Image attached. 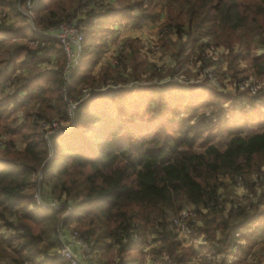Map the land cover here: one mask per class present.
I'll return each mask as SVG.
<instances>
[{"label":"trees","instance_id":"16d2710c","mask_svg":"<svg viewBox=\"0 0 264 264\" xmlns=\"http://www.w3.org/2000/svg\"><path fill=\"white\" fill-rule=\"evenodd\" d=\"M26 1L0 0V6L20 15L24 26L17 32L0 21V33L37 41L35 47L15 44L0 59V264H65L59 255L61 237L73 230L89 246L87 264H145V258L149 264H189L195 257L200 264H224L222 256L212 262L204 253L228 254L237 231L243 233L240 251L246 257L261 241V230L248 226L264 220V111L242 115L241 100L208 86L214 96L209 112L198 113L188 103L189 117H169L175 103L154 95L179 93L178 84L140 83L143 61L135 48L113 67L91 73L97 58L89 56L100 48L92 52L84 45L89 29L83 34L81 60L66 80L58 41L34 32L19 12ZM29 1L39 32L79 15L86 24L95 18L106 22L120 16L116 8L134 27L158 16L155 0H120L118 7L104 0ZM165 5L164 26L182 44L177 56L195 43L204 48L207 38L227 50L230 77L242 75L237 66L243 60L264 79V55L250 56L249 43L237 33L253 25L251 42L264 46V0H165ZM49 54L55 57L53 67L40 69V56L48 63ZM199 59L207 66V60ZM129 80L139 85L126 87ZM65 95L77 102L71 117ZM124 95H129L127 104ZM238 95L255 99L246 92ZM224 101L239 107L242 124L224 126ZM18 109L23 110L19 117ZM222 129L229 139L219 149L214 142ZM237 177L247 190L249 209L234 207V198L227 197ZM52 202L59 207L49 206ZM187 205L196 214L191 233L203 236L199 252L185 245L172 225ZM251 255L247 264H261Z\"/></svg>","mask_w":264,"mask_h":264},{"label":"rangeland","instance_id":"374dc122","mask_svg":"<svg viewBox=\"0 0 264 264\" xmlns=\"http://www.w3.org/2000/svg\"><path fill=\"white\" fill-rule=\"evenodd\" d=\"M105 2H110L114 6L121 5L120 0H104ZM155 8L154 11L158 13V16L154 19V21L151 22H144L140 24V26L134 27L133 20L125 19L122 10L120 8H116L120 14L117 18H112L110 20H107L106 22L103 19H93L91 23H83L79 19L83 18L81 15H79L77 18H74L72 20H77V24L81 28L82 34H86L87 29L92 31V34L89 35V39L84 40V45L89 44L91 46V51H94V48H100L98 55L90 54L89 57L91 58H97V63L92 67L91 73L93 74H100L102 71V68L106 67L108 64L115 65L116 63L121 62L123 57H126L124 55L127 54L129 56L130 52L135 48L138 52V56L136 54V58L143 61V64L140 66V79L142 84H162V83H176L178 84L179 88L181 89L178 91L179 93L175 91H169L168 93H162L161 96L154 97H162L164 100H171L175 103V113L174 115H169V117L175 118V117H189L191 115V111H189L184 105L190 104L195 105L197 108L198 113L202 112H209L211 110V103L210 101H214V96L210 94L209 89H205L206 87H214L217 91L220 93H223L225 95H230L231 98L233 97L234 100L237 98L236 91H234L232 87V82L235 81V79H240L247 76H253V78L257 81H262V79L256 77L253 74L252 68L245 62L240 61V63L237 66V69L242 71V75L238 77H230V74L227 69V60H226V53L227 50L222 47V45H217L210 39L205 38L202 42L210 41L207 46H205L202 49H199V44L195 43L192 45L187 46L182 54L177 56L176 53L181 48V41L177 39V36L175 33L164 26V22L166 20V13L167 9L165 5V0H155L154 1ZM117 6V7H118ZM10 16V22H7L5 24L9 26L10 28L19 31L20 28H23L22 25L23 20L18 15V13H11ZM32 17V16H31ZM133 23V24H132ZM28 26L31 24L27 22ZM33 24V23H32ZM34 26V24H33ZM31 27V25H30ZM37 29V26H34ZM253 25H250L247 28L239 30L237 33L239 36H241L242 42L249 43L251 49H250V56H260L264 55V46H262L260 43H255V41L251 42L253 34ZM32 29V27H31ZM38 30V29H37ZM26 35L30 36V32L25 31ZM20 36V35H19ZM201 43V42H198ZM251 43V44H250ZM15 44H28L31 47H35L36 43L31 42L30 38H19L16 39L13 38V35L11 33H0V59L3 57V54L6 49L9 47L15 45ZM82 46V44H81ZM213 46L215 48L218 47V49L209 50V47ZM234 48H237V46H234ZM235 50V49H233ZM217 55V56H216ZM199 57L203 58L204 60L208 61L207 66L200 65V59ZM216 59H218V63L216 65H213L212 62ZM128 58V57H127ZM45 59L44 56H40V60L38 62V66L40 69H50L53 67L54 59L55 57L52 54H49L48 59L49 62L46 63L43 61ZM81 60V54L76 59V62L74 63V68L71 69L73 71L78 66L79 62ZM202 62V61H201ZM113 67V66H111ZM212 70L217 75L216 77L221 82V84H224V87L222 90H219L216 88L212 83L208 82V75L206 74L207 71ZM27 72V70H24ZM224 74H226L230 80L224 81ZM121 77H124L127 79L128 76L125 74H120ZM246 76V77H247ZM243 79V78H242ZM120 85V84H119ZM132 85H139L137 81L129 80L125 86L126 87H132ZM117 88V86L115 87ZM177 93V96H174V94ZM138 95V94H136ZM129 95H124L125 103H129L128 99ZM138 99L142 100L145 98V96H137ZM243 98H246L247 96H242ZM223 102V105L226 110V114L229 115V121L225 120L224 123L225 127L229 124H235L240 125L242 124V115L243 113H254L258 110L264 111V107L262 105H249L248 107H244V110L241 115V111L239 110V107L231 103L229 105L228 103ZM43 107V105H41ZM32 105L27 106V109H31ZM170 107V105H169ZM16 109V107L12 106V109ZM71 108V106L69 107ZM238 108V109H235ZM10 109V108H9ZM234 109V110H233ZM14 111V110H13ZM22 109H18L15 112V115L18 117L22 113ZM258 111V112H260ZM50 112V111H49ZM226 115V116H227ZM249 118H253V114L248 115ZM241 118V120H240ZM157 125V123L154 125V127ZM70 127V124L66 125L64 128ZM153 129V128H152ZM70 130H66L65 133L69 132ZM226 131H223L222 134L218 137V139L215 140V144L219 149L224 148V146L227 143V140L229 139V136H227ZM14 141L17 147L22 148L23 142H21L20 138L18 136H14ZM200 151V150H196ZM238 191L234 188L232 190H229L227 197H233L234 195L237 196ZM236 200V199H235ZM189 207L188 205L185 207ZM249 229H257L261 230L259 238H261V241H257L256 243L253 240V245L250 249V253L243 257L241 254V251L238 253V261L237 264H247L250 263L253 259L252 255L255 257H259L260 263L264 264V220H256L254 222H251L249 224ZM245 243V242H244ZM244 246V244L242 245ZM142 249L144 251H148V248L146 246H143ZM8 251H11L10 248ZM144 257H147L143 255ZM146 259V263L149 264V261ZM251 259V260H250ZM188 263H201L200 260L195 257L188 261Z\"/></svg>","mask_w":264,"mask_h":264},{"label":"built area","instance_id":"2783aa9c","mask_svg":"<svg viewBox=\"0 0 264 264\" xmlns=\"http://www.w3.org/2000/svg\"><path fill=\"white\" fill-rule=\"evenodd\" d=\"M31 8L32 3L27 0L25 2V8L21 9L19 7L18 10L21 14L25 15L28 18V22L31 23L30 25L34 32L50 36L58 41L65 56L63 71L66 80H68L71 69L74 68V63L76 62V59L81 53V44L83 41V34L81 28L77 24L76 20H72L69 22H60L57 25L50 27L48 30L39 32L32 24V18L30 13ZM6 20L7 9L0 6V21L6 22ZM31 42L37 43V41ZM214 49H218V47H209V50ZM217 63L218 59H216L215 57V60L212 62V64ZM206 74L208 75V82L212 83L219 90L223 89L224 84H221V82L216 77L217 75L214 73V71L209 70ZM224 77V81L230 80V78L226 74H224ZM231 84L234 91H236L237 95L239 93L246 92L247 95L255 97L253 102H249L245 98L241 99V95H238L236 100H241L242 105L248 107L249 105L256 104L260 106L262 105V107H264V79L262 81H257L253 78V76H248L240 80L235 79V81H233ZM87 95V92L84 91V97H86ZM64 101L66 102V105H68V113L71 117L73 115L77 102L67 98L66 95L64 97ZM70 106L71 108H69ZM226 115L227 114H225V120L227 121L229 115ZM70 127H67V130H69ZM263 169L264 167H262V170ZM251 177L254 181H257V175L253 174ZM256 185H258V182L256 183ZM233 188L238 191L237 196L234 195V207L244 206L246 209H249V197L247 190L243 186L241 177H237L236 183ZM35 198L37 200V203H39L38 195H35ZM49 206L55 209L59 207L57 202H52L49 204ZM195 218L196 214L194 212V208L189 206L187 208L182 209L176 216H174V218L172 219V225L175 228L177 237L181 239L185 243V245H192L196 249V251L199 252L201 248L200 245L204 244V240L202 235L196 236L191 233L192 224L195 222ZM242 236L243 233L241 231H237L233 235L234 243L232 240V250L228 254L221 255L215 253L212 250L204 253V255L206 256V258H208V260H212V262H215L219 257L222 256L224 258V264L236 263L239 258L238 253L240 251V248L244 244V239ZM61 240L62 246L59 250V255L61 259L65 262V264H87V261L91 259L92 254L90 252L88 244L81 239L76 230L68 232L67 242H65L62 237ZM75 248L78 249V252L75 251ZM198 259L200 260L199 257Z\"/></svg>","mask_w":264,"mask_h":264},{"label":"crops","instance_id":"0c3cea01","mask_svg":"<svg viewBox=\"0 0 264 264\" xmlns=\"http://www.w3.org/2000/svg\"><path fill=\"white\" fill-rule=\"evenodd\" d=\"M11 13H13V12L10 11V10H7V15H8V17L10 16L9 14H11ZM9 20H10V17L8 18L7 22H10ZM225 146H226V145H225ZM225 146H224V148H225ZM224 148H222V149H224ZM67 237H68V231H64V232H63V239H64L65 242L68 241V240H67ZM75 251L78 252V249L75 248ZM146 264H148V263H146Z\"/></svg>","mask_w":264,"mask_h":264},{"label":"water","instance_id":"95a60500","mask_svg":"<svg viewBox=\"0 0 264 264\" xmlns=\"http://www.w3.org/2000/svg\"><path fill=\"white\" fill-rule=\"evenodd\" d=\"M65 131V129H63L61 132H64Z\"/></svg>","mask_w":264,"mask_h":264}]
</instances>
